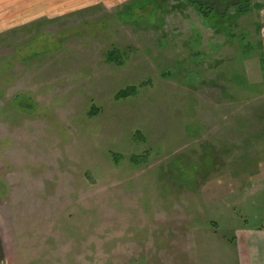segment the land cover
I'll return each mask as SVG.
<instances>
[{"label": "rangeland", "instance_id": "1", "mask_svg": "<svg viewBox=\"0 0 264 264\" xmlns=\"http://www.w3.org/2000/svg\"><path fill=\"white\" fill-rule=\"evenodd\" d=\"M48 3L0 0L3 264H237L264 226V0Z\"/></svg>", "mask_w": 264, "mask_h": 264}, {"label": "crops", "instance_id": "2", "mask_svg": "<svg viewBox=\"0 0 264 264\" xmlns=\"http://www.w3.org/2000/svg\"><path fill=\"white\" fill-rule=\"evenodd\" d=\"M47 5L48 11H53L54 8L57 11H63L67 8L66 2L74 3L75 7H78L82 2L89 0H59L54 3V7L50 6V0ZM66 1V2H65ZM94 1V0H91ZM108 3L115 2L117 0H104ZM73 6V5H72ZM55 12V11H54ZM234 250L237 264H264V226L257 227H240L234 230Z\"/></svg>", "mask_w": 264, "mask_h": 264}, {"label": "trees", "instance_id": "3", "mask_svg": "<svg viewBox=\"0 0 264 264\" xmlns=\"http://www.w3.org/2000/svg\"><path fill=\"white\" fill-rule=\"evenodd\" d=\"M216 1V0H187V2L195 5L197 7V9L200 11V13L202 15H206V12L210 9H212L210 6L212 5V3ZM246 1V0H245ZM249 1V0H248ZM205 9H208L207 11H205ZM115 57L113 51L109 52L108 57ZM135 87L134 86H129L123 90H120L118 93V97H126L129 95H132L135 93Z\"/></svg>", "mask_w": 264, "mask_h": 264}, {"label": "flooded vegetation", "instance_id": "4", "mask_svg": "<svg viewBox=\"0 0 264 264\" xmlns=\"http://www.w3.org/2000/svg\"><path fill=\"white\" fill-rule=\"evenodd\" d=\"M3 260H4V248H3L2 240L0 238V264H3Z\"/></svg>", "mask_w": 264, "mask_h": 264}]
</instances>
